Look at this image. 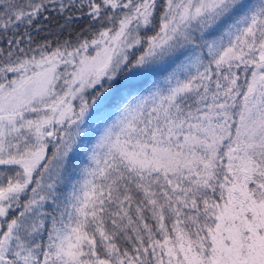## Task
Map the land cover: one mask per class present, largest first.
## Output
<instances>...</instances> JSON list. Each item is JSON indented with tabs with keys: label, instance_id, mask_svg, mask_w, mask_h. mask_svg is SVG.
Returning <instances> with one entry per match:
<instances>
[{
	"label": "snow or ice",
	"instance_id": "6c2138e0",
	"mask_svg": "<svg viewBox=\"0 0 264 264\" xmlns=\"http://www.w3.org/2000/svg\"><path fill=\"white\" fill-rule=\"evenodd\" d=\"M0 264H264V0H0Z\"/></svg>",
	"mask_w": 264,
	"mask_h": 264
},
{
	"label": "trees",
	"instance_id": "16d2710c",
	"mask_svg": "<svg viewBox=\"0 0 264 264\" xmlns=\"http://www.w3.org/2000/svg\"><path fill=\"white\" fill-rule=\"evenodd\" d=\"M34 35V39L36 41H39L40 43H43L44 42V37H46L48 35L47 32H41L39 34H33Z\"/></svg>",
	"mask_w": 264,
	"mask_h": 264
}]
</instances>
